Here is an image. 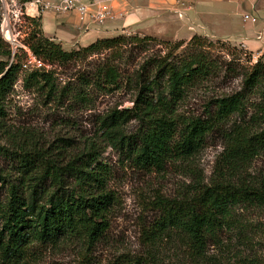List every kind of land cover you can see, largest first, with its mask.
I'll use <instances>...</instances> for the list:
<instances>
[{
	"label": "trees",
	"instance_id": "obj_1",
	"mask_svg": "<svg viewBox=\"0 0 264 264\" xmlns=\"http://www.w3.org/2000/svg\"><path fill=\"white\" fill-rule=\"evenodd\" d=\"M27 19L35 24L26 31L30 54L24 48L16 53L0 33V125L22 73L24 86L42 91L50 101L71 95L85 101L87 88H134V104L109 111L101 119L100 140L93 139L89 151L64 166L46 150L13 152L0 146V157L19 158L21 163L14 178L0 169L7 187L6 198L0 200V264H27L36 244L83 240L90 246L105 235L113 200L110 170L101 159L108 148L133 167L161 172L171 163L196 159L214 134L223 138L224 148L210 179L196 181L178 196L159 195L154 202L159 215L144 231L151 251L120 256L112 264H166L156 250L162 242L176 241L198 262L212 242L220 243L222 234L242 227V212L261 218L264 230L263 57L253 62L248 50L233 48L226 62L213 52L210 41L194 35L182 50L184 43L178 42L167 55L147 57L130 71L122 69L119 60L133 51L130 45L154 41L151 36L99 38L68 51L45 35L40 17ZM21 51L38 66L24 70ZM94 55H99V65L76 83L61 86L55 71L47 69ZM226 65L230 77L240 79L239 87L212 97L203 115L184 113L182 105L191 90L220 79ZM133 121L136 125L130 129Z\"/></svg>",
	"mask_w": 264,
	"mask_h": 264
},
{
	"label": "rangeland",
	"instance_id": "obj_2",
	"mask_svg": "<svg viewBox=\"0 0 264 264\" xmlns=\"http://www.w3.org/2000/svg\"><path fill=\"white\" fill-rule=\"evenodd\" d=\"M26 1L0 0V33L6 40L12 41L9 42L16 53L19 48H24L30 54L26 45L29 41L26 31H32L35 24L27 19L30 15L25 6ZM124 3L127 4L126 0H119L114 3L113 8L121 7ZM162 3L161 13L153 18L130 25L124 24L106 34L108 37L151 36L155 39L147 45H130L133 51L119 60L123 64L122 69L132 71L147 57L165 56L174 44L183 42L180 51L194 35L210 41L213 52L226 62L230 61L229 53L233 48L248 50L240 43L239 36L251 22H257L259 17L249 1L163 0ZM126 10L122 7L121 12ZM247 14L251 16L248 19L245 17ZM123 16L127 17L125 13ZM120 19L122 21L123 17ZM45 35L68 51L84 47L80 43L64 42L46 33ZM248 52L252 53L253 62L260 58L255 52ZM20 54L26 62L24 70L38 66L30 63L24 52L21 51ZM99 62V55H94L82 57L61 67L47 66V69H53L57 84L64 86L76 83L81 76L94 70ZM226 69L227 65L223 76L217 81L191 90L182 105L184 113L203 115L212 97L230 93L239 87L240 79L230 77V71L226 72ZM23 77L22 73L8 98L7 116L0 125V146L13 152L34 148L46 150L63 166L75 155L89 151L93 139L100 140L101 119L109 111L132 107L134 104V88H117L112 92L87 88L88 99L85 101L74 95L50 101L42 91L26 88ZM68 90L72 88H67ZM135 125L134 121L131 122L130 129ZM223 148V138L214 134L196 159L189 164L171 163L161 172L133 167L111 148L106 152L102 151L101 159L110 170L108 190L113 196L109 229L98 242L90 246L83 240L36 244L30 251L27 264H112L120 256L146 255L151 247L144 237V231L159 215L154 206L155 199L159 195H181L196 181H208ZM17 160L19 158L13 162L10 158L1 156L2 174H12L10 178L16 177V170L21 164ZM6 196L7 187L0 177V200H4ZM241 218L245 221L241 224L242 227H231L222 234L220 243L212 242L205 257L198 262L177 241L162 242L156 252L165 259L166 264H264L262 219L248 212H242Z\"/></svg>",
	"mask_w": 264,
	"mask_h": 264
},
{
	"label": "crops",
	"instance_id": "obj_3",
	"mask_svg": "<svg viewBox=\"0 0 264 264\" xmlns=\"http://www.w3.org/2000/svg\"><path fill=\"white\" fill-rule=\"evenodd\" d=\"M247 1L251 3L259 17L255 15L258 21L251 22L239 36V40L246 49L262 57L264 56V0ZM162 2L163 0H126L128 5L124 3L121 7L114 8V17L105 22L93 21L77 12L60 14L52 10L42 13L39 17L44 32L50 37L88 46L99 38L108 37L106 34L117 27L153 18L161 13ZM122 7L127 9L126 12H121ZM28 11L35 14L34 8L30 7ZM124 13L127 15L125 18ZM121 17H123L122 21Z\"/></svg>",
	"mask_w": 264,
	"mask_h": 264
},
{
	"label": "built area",
	"instance_id": "obj_4",
	"mask_svg": "<svg viewBox=\"0 0 264 264\" xmlns=\"http://www.w3.org/2000/svg\"><path fill=\"white\" fill-rule=\"evenodd\" d=\"M117 1L119 0H27L25 6L28 10L30 7L34 8L35 14L28 11L30 17L33 18L52 10L60 14L77 12L93 21L105 22L108 18L114 17L113 5ZM245 17L248 19L251 16L247 14ZM32 59H34L33 56Z\"/></svg>",
	"mask_w": 264,
	"mask_h": 264
}]
</instances>
